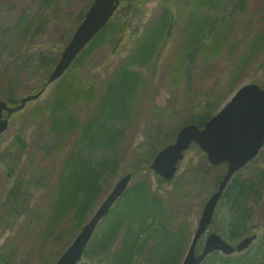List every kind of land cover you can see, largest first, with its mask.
Returning <instances> with one entry per match:
<instances>
[{
    "label": "trees",
    "instance_id": "16d2710c",
    "mask_svg": "<svg viewBox=\"0 0 264 264\" xmlns=\"http://www.w3.org/2000/svg\"><path fill=\"white\" fill-rule=\"evenodd\" d=\"M34 1L41 7L42 12L31 31L28 40L30 43H33L32 38L41 33L52 19H57L60 15L73 16L62 10L60 0ZM145 1L120 0V7L113 17L54 84L48 99L31 111L35 120L48 123V131L58 139L70 140L74 133L61 164L58 167L56 165L61 151L52 156L51 161L42 164L37 158H26L25 141L19 134L0 151V163L5 167L6 178H14L12 189L5 192L8 201L3 211L0 204V229L12 228L19 220L20 214L27 213L29 220H35L33 231L38 223L43 222L44 241L55 236L56 241L60 243L66 238L63 243L67 242V246L94 209L107 179L118 174L119 157L107 155L97 162L90 158L88 153L117 147L131 127L140 126L142 123L140 111L138 112L142 93L150 92L156 85L161 62L173 40L172 28L179 22L178 14L169 11L168 6L171 1L176 5H179L180 1L163 0L167 3L166 6L138 33L131 51L117 61L109 75L100 78V83L88 77L86 63L93 49H100L105 45L115 47L116 44L121 47L120 28L126 30L131 27L134 16L144 13L142 9ZM221 1L195 0V9L190 11L187 18L183 42L175 51L179 57L176 60L170 58V68L168 65L163 66L166 72L169 71V80L176 86L189 75L185 65L200 49L210 50L212 54L220 51L226 38V29L219 30L216 27V18L208 12L199 14V10L204 8L210 11ZM89 5L78 13L74 26L72 25L73 30ZM179 7L181 9V5ZM176 8L178 10V7ZM196 18L198 30L194 32L190 28L194 26ZM67 19L70 18H65ZM61 20L63 19L61 18L60 22ZM230 29L229 24L227 30ZM210 34L219 36L218 44L213 45L211 49L206 47ZM261 39L260 34L252 36L249 43L251 50L262 47ZM237 45H232L230 54L237 52ZM57 60L54 56L44 57L35 66L37 71L43 73V78L32 92L43 86L50 68ZM6 76L0 81V99L17 104L20 98L16 95L18 71L11 68ZM185 87L179 112L172 106L176 100L175 93L171 94L165 106L156 107L150 103L146 109V123L149 122L150 131L143 129L144 141L132 148L123 167L122 174L132 173L130 185L99 223L78 264H179L191 233L184 222L170 226L167 220L169 210L160 190L171 184L174 186L171 194L186 199L192 187L204 182L212 167L205 162L204 166L186 170L183 177L176 182L166 181L153 173L150 162L161 147L174 139L181 126L195 123L201 127L219 107L220 95L219 85L215 83L199 93L189 82ZM32 102L29 101L26 105ZM25 106L14 113L21 114L26 110ZM83 107H86L87 115L80 119L76 114ZM27 121L30 123L32 120ZM166 122L170 124L166 125ZM2 141L0 136V148ZM47 156L49 155L45 157ZM262 172L264 174V171L260 170L256 178L245 177L244 174L240 176L237 173L223 195L222 205L225 206V213L221 225L233 242L253 233L262 222L260 218L263 208L259 205L260 189L264 184L259 180ZM152 175L156 187L151 182ZM45 190L47 198L42 202L44 206L39 200L34 204L36 196ZM38 204L41 205L36 207ZM253 206L259 212L253 210ZM28 228L29 224L26 226L27 230ZM57 229L61 231L55 234ZM28 237L32 239L31 235ZM14 251L15 249L11 250L10 258L1 264H11ZM54 253L53 250L49 256L52 258ZM38 254L39 251L35 256L36 264H45L48 257L39 259ZM30 255L29 249H24L20 259L28 264ZM41 259L45 261L41 262ZM202 264H264V235L256 248L249 249L244 254L224 256L213 252Z\"/></svg>",
    "mask_w": 264,
    "mask_h": 264
},
{
    "label": "rangeland",
    "instance_id": "374dc122",
    "mask_svg": "<svg viewBox=\"0 0 264 264\" xmlns=\"http://www.w3.org/2000/svg\"><path fill=\"white\" fill-rule=\"evenodd\" d=\"M179 1L181 9L179 5H176L173 1H171L170 6H168L169 11L178 14L179 22L172 28V30H174L173 40L161 62L159 76L155 82L156 85L150 92L142 93L138 110V112L140 111L139 117L142 123H140V126L134 125L131 127L130 130L125 133L123 139L119 141L117 147L113 148L114 150L98 149L95 152L88 153V156L97 162L107 157V155H115L120 158V170L118 174L113 178L107 179L102 194L94 209L103 200L111 190L117 178L122 174L126 159L129 157L132 148L144 141L145 135L143 134V129L150 131L149 122L146 123L148 114L145 112L146 109L149 108L150 103L156 107H163L167 104L171 94L175 93L176 100L173 101L172 106L179 112L182 108L180 107L182 103L181 97L188 82L196 88L198 93L205 90L207 86L212 83L219 85L218 91L220 95L218 102L220 106H222L233 92L244 83L257 82L264 86V0H222L220 4L210 11H206L204 8L199 10V14L208 12L212 17L216 18V27H218L219 30L226 29V38L222 43L220 51L216 54H212L210 50L204 51V49H200L198 54L185 65L189 70V75L182 79L178 86L173 84L168 78L169 71L166 72L163 66H169L171 62L170 58L176 60L179 57V54L175 51L183 42L184 29L187 27V18L190 11L195 9V0ZM59 2L62 10L66 14H71L73 16L66 17L65 15H60L59 18L52 19L41 33L36 34L34 38L31 37L33 43H30L28 40H30L31 31L42 12L41 7L34 0H0V81L7 77L6 74L9 69H16L18 71L19 81L16 90V95L18 97L32 92L34 88L40 85L43 73L41 74L37 71L35 66L39 64L44 57L54 56L59 59L61 50L69 40L73 31V23L76 21L78 13L84 11L91 0H60ZM166 4L167 3L163 0H146L144 9H142L144 13L134 16L131 27L126 30L125 28H120V34H122L119 35L122 40L121 47H117L116 44L115 47L105 45L100 49H93L92 55L86 63V74H88V77L94 79L96 83H100V78L105 77L106 74L109 75L117 61L131 51L138 33L156 18L159 11L162 10ZM176 7H178V10ZM196 9L198 8L196 7ZM61 18L63 19L61 20L62 23L60 22ZM65 18L70 19L65 20ZM194 22V26L190 29L191 31L197 32V18ZM229 24L231 25L230 31L227 30ZM256 34L262 36V47L251 50L249 45L250 39ZM218 39V35L210 34L206 42V47L211 49L213 45L216 46L218 44ZM234 43L238 44V50L234 52V54H230L229 50ZM52 67L50 69H52ZM166 67L167 66H165V68ZM56 82L45 88L37 100L27 104L24 112L21 114L14 113L9 117V126L2 134L3 141L0 151L11 142L15 135L19 134L25 141L26 158H37L42 164L51 161V157L56 156L57 153L61 151L56 165L58 167L61 164L64 152L70 146L71 140L74 138V133L70 137V140L63 141L61 138L58 139L57 136L52 135L48 131V123L35 120L33 116H31L33 108L48 99ZM183 113L184 112H182V114ZM76 115L80 119L85 117L87 115L86 107L79 109ZM27 120L32 121L29 123ZM165 124L169 125L170 123L166 122ZM47 154L49 156L45 157ZM203 156V153L200 152L198 147L191 148L185 155L174 181L177 182L178 179L183 177L186 170L204 166L205 157ZM260 170L264 171L263 150L247 167L243 168L238 173L240 176L244 174L245 177L256 178ZM223 171V168H213L209 171L202 184L192 187V190L186 195L188 197L187 200H183L180 196L178 197L171 194L174 188L171 184L166 186V190H160V194L163 195L169 210V217L167 220H169L170 226H172L173 223L184 222L191 235L193 234L203 203L213 189L217 177ZM259 180L264 183L263 172ZM13 182L14 178H6L5 167L3 163H0V204H2V211L6 208L8 201L5 192L7 189H12ZM151 182L154 187H156L154 175L151 176ZM46 198L47 190L40 192L36 196L34 204H36L37 200L41 203L45 202ZM39 205L41 204L36 205V207ZM42 205L44 206V203H42ZM259 205L264 206V184L260 189ZM220 206V212H224V206ZM252 209L258 212L256 207L253 206ZM262 214V222L256 229L258 238L248 249L256 248L259 240L261 241L264 235V209ZM220 216L221 214L219 218H221ZM219 218L217 222L209 228L210 230L218 228L221 221ZM34 221L35 220H29L27 213H21L19 220L16 221V224H13L12 228L0 229V264L4 260L10 258L9 253L13 249H15V251L12 255L11 264H26L25 261L23 263L20 259V255L23 253L24 249H29L31 254L28 264L30 262L31 264L37 263V261H35V256L38 251V258L40 259L46 256L48 257V261L45 264H51L56 256L66 247L65 244L67 242L63 243L66 238L60 243L56 241L55 236L44 241L45 231L43 222L41 221V223H38L35 231H33V225H35ZM27 224H29L28 230L26 229ZM60 231L61 229H57L55 234H58V232L60 233ZM219 233L221 235L223 234L221 232ZM28 235H31L32 239H30ZM223 237L227 238L226 235ZM53 250L55 253L51 258L49 254L50 252L53 253ZM243 252H239L238 254L235 253L236 255H234L237 256ZM44 261L45 259H41V262Z\"/></svg>",
    "mask_w": 264,
    "mask_h": 264
},
{
    "label": "water",
    "instance_id": "95a60500",
    "mask_svg": "<svg viewBox=\"0 0 264 264\" xmlns=\"http://www.w3.org/2000/svg\"><path fill=\"white\" fill-rule=\"evenodd\" d=\"M119 3L120 0H93L71 39L63 48L57 63L48 74L44 85L34 93L23 95L15 105H9L5 100L0 99V134L7 128L8 118L12 112L22 108L30 100H36L49 84L65 73L84 46L106 25ZM3 112L6 113L5 116ZM192 142L197 143L206 153L210 164L226 162L227 169L218 182L216 190L211 193L202 208L191 243L180 264H201L203 259L214 250L224 254L240 251L256 238V235L252 234L232 245L219 234L210 232L201 250L195 251L199 237L211 223L215 205L229 178L253 158L264 144V88L256 83L244 84L204 122L201 128L194 123L182 126L175 140L155 154L150 168L166 180L173 178L178 162ZM131 176V173L124 174L115 182L110 192L54 264H76L79 261L99 221L123 194Z\"/></svg>",
    "mask_w": 264,
    "mask_h": 264
}]
</instances>
